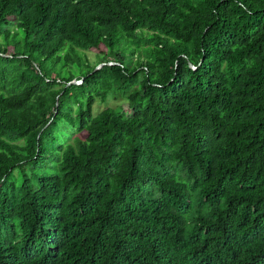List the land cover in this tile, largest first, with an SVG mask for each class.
I'll use <instances>...</instances> for the list:
<instances>
[{"label": "trees", "instance_id": "obj_1", "mask_svg": "<svg viewBox=\"0 0 264 264\" xmlns=\"http://www.w3.org/2000/svg\"><path fill=\"white\" fill-rule=\"evenodd\" d=\"M0 264H264V0H0Z\"/></svg>", "mask_w": 264, "mask_h": 264}, {"label": "rangeland", "instance_id": "obj_2", "mask_svg": "<svg viewBox=\"0 0 264 264\" xmlns=\"http://www.w3.org/2000/svg\"><path fill=\"white\" fill-rule=\"evenodd\" d=\"M97 66H99V64ZM118 102H119V99L118 98H115L114 96L107 97V100L105 102L104 101H100L97 98L96 101L93 104L92 111L94 113H96L97 111H100L103 107L109 106V105H113V104L118 103Z\"/></svg>", "mask_w": 264, "mask_h": 264}, {"label": "water", "instance_id": "obj_3", "mask_svg": "<svg viewBox=\"0 0 264 264\" xmlns=\"http://www.w3.org/2000/svg\"><path fill=\"white\" fill-rule=\"evenodd\" d=\"M102 63H100L99 65H101ZM78 82V80H72V81H70V83H77Z\"/></svg>", "mask_w": 264, "mask_h": 264}]
</instances>
